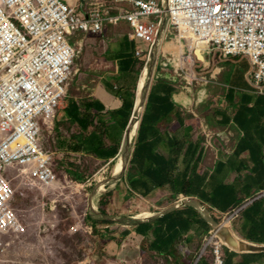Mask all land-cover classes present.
Instances as JSON below:
<instances>
[{
	"label": "crops",
	"instance_id": "obj_1",
	"mask_svg": "<svg viewBox=\"0 0 264 264\" xmlns=\"http://www.w3.org/2000/svg\"><path fill=\"white\" fill-rule=\"evenodd\" d=\"M129 32L122 20L100 35L68 36L81 53L82 69L72 78L56 120L58 140L65 145L59 148L77 163L83 156L112 162L120 151L140 80ZM166 45L173 43L165 41L156 58L124 177L112 187L124 188V182L120 197L144 202L148 216L140 215L150 219L137 222L134 235L153 253L172 258L179 251L189 260L199 255L214 222L220 223L210 213L229 212L250 200L223 228L230 238L226 264H264V196H259L264 191V91L250 84L247 59L219 60L208 53L201 57L200 76L187 84L192 77L164 54ZM198 260L211 264L212 257Z\"/></svg>",
	"mask_w": 264,
	"mask_h": 264
},
{
	"label": "built area",
	"instance_id": "obj_2",
	"mask_svg": "<svg viewBox=\"0 0 264 264\" xmlns=\"http://www.w3.org/2000/svg\"><path fill=\"white\" fill-rule=\"evenodd\" d=\"M122 20L136 42V57L146 65L155 47L164 52L169 39L176 48L165 52L183 75L192 77L187 84L200 76L199 52L219 60L247 59L250 84L264 91V0H167V8L164 0H112L108 6L98 0H0V244L6 236L26 232L13 205L11 170L40 186L57 182L53 159L64 156L57 113L72 78L81 75L75 69L77 48L68 36L103 33ZM90 161L88 156L79 160L81 172ZM249 203L210 213L220 223L206 237L198 261L210 253L211 264H225L221 229L230 227Z\"/></svg>",
	"mask_w": 264,
	"mask_h": 264
},
{
	"label": "rangeland",
	"instance_id": "obj_3",
	"mask_svg": "<svg viewBox=\"0 0 264 264\" xmlns=\"http://www.w3.org/2000/svg\"><path fill=\"white\" fill-rule=\"evenodd\" d=\"M111 1L98 0L104 6ZM175 48V45H166V50L174 51ZM197 54L200 55L199 52ZM80 56L78 52L75 69H82L78 62ZM139 60L145 61L143 58ZM151 65L152 61L143 66L140 63L141 73L145 67L150 74L152 70L154 73L155 60ZM126 133L127 128L122 143ZM58 138H61V133ZM135 138L136 135L131 139V148ZM60 142L58 140V146ZM53 162L57 182L51 186H40L25 178L20 170H11L16 177L13 180L16 191L13 205L24 220L26 232L5 237L0 244V264H196V260L201 258L205 240L200 242L199 255L190 258L192 263L183 253L179 255V251L174 252L172 258L169 255L160 256L148 248V242L134 235L137 222L113 221L101 216V212L110 210L114 217L122 218L137 212L141 214L142 208H145L144 202L138 198L126 201L127 198L123 200L120 197L125 190L124 182V188L118 186L115 189L117 186L111 188L112 182L105 181L103 190L99 191L100 180L104 182L112 177L116 162L109 166V162L90 161L83 172L71 156L56 155ZM74 173H80L84 181L74 180ZM110 190L113 192L109 193ZM150 200L145 201L146 205ZM139 217L143 219L141 215ZM209 255L204 254L205 257Z\"/></svg>",
	"mask_w": 264,
	"mask_h": 264
},
{
	"label": "water",
	"instance_id": "obj_4",
	"mask_svg": "<svg viewBox=\"0 0 264 264\" xmlns=\"http://www.w3.org/2000/svg\"><path fill=\"white\" fill-rule=\"evenodd\" d=\"M164 7L167 8V0H164ZM156 51H158V47L157 46L155 47V50H154V52L152 54V57H151V60H150V61H152V65L154 64V60L156 62V58L158 57ZM152 65H151V67H152ZM148 71H149V69H148ZM149 74H150V72H149ZM152 76H153V70L151 71V74H150V77H149V79L147 81L146 87H148L150 85ZM137 93L138 92L136 91V100H135L134 112H133V115H132V117H131V119L129 121V124L127 126V133H126L125 138H124V141H123V143L121 145V149H120V151L118 153V156L112 162H109V166H110V165L113 164V162H116L117 163L118 159H121L122 160V168L120 170V174L117 175V174H114L113 173L112 174V177L108 179V181L110 182V184L112 182L111 185H113L118 180H121L124 177V173H125L126 167H127L128 163H129L130 156L132 154L131 139H130V136H129V133H130L129 128H130V126H131V124H132V122L134 120V116H135V113H136L135 110H136V107H137ZM145 100H146V96L144 95V100L142 101V111H143V108H144ZM141 115H142V112H141ZM141 115H140V118H141ZM185 203L188 204L187 202H185ZM101 216L103 218H105V219H108V220H113V221L119 220V221H122V222L123 221H126V220H134L135 222H141V221H145V220H149L150 219V218H143V219H141L139 217L140 214H138V213L135 214V215L132 214L130 216L118 218V217H114L113 214L112 215H107V212H101ZM213 227H215V228L218 229V226H217V224L215 222L213 224ZM224 233H225L224 229H221L220 234H221L222 240L225 243H227V245H228V244H230V238L228 236L225 237L224 236Z\"/></svg>",
	"mask_w": 264,
	"mask_h": 264
},
{
	"label": "bare ground",
	"instance_id": "obj_5",
	"mask_svg": "<svg viewBox=\"0 0 264 264\" xmlns=\"http://www.w3.org/2000/svg\"><path fill=\"white\" fill-rule=\"evenodd\" d=\"M179 51H182V49H179ZM149 77H150V74H149L148 68L145 67L143 69L141 75H140L138 93H137L138 100H137V107H136V110H135L136 113H135V116H134V120H133V122H132V124H131V126L129 128L130 139H132L137 134V131H138V128H139L140 115H141V112H142V101L144 100V93L146 91V84H147V81H148ZM121 168H122V160L118 159L116 165L113 167V173L119 175ZM25 178H28V177L26 176ZM105 181L106 180H104V182L102 180H100V184H99L100 189H99V191L103 190L102 186L104 185ZM121 181H122V179L118 180L116 183L119 184ZM98 183L99 182L97 181L96 185H98ZM106 183H109V181L107 180ZM116 183H114L113 185H110V187L114 186ZM105 190H106V188H105ZM142 214H143V216H148V213H146V212H144ZM109 215H111V214H109Z\"/></svg>",
	"mask_w": 264,
	"mask_h": 264
},
{
	"label": "trees",
	"instance_id": "obj_6",
	"mask_svg": "<svg viewBox=\"0 0 264 264\" xmlns=\"http://www.w3.org/2000/svg\"><path fill=\"white\" fill-rule=\"evenodd\" d=\"M137 61L140 62V60H138V59H137ZM140 63H141V65L143 66L145 62L143 61V62H140ZM140 73H141V68L138 70V77H139ZM133 96H134V99L132 100V104H131V106L129 107V110H130L129 113L132 111V110H131L132 107H134L135 93H133ZM130 117H131V114L129 115V119H130ZM129 119H128V121H127V124L125 123V124H126V125H125V129H126L127 125H128ZM59 141H61V140H59ZM59 146L64 147L65 145H64V143L60 142ZM67 148L70 149V150H72V151H74V152H79V151L82 150L80 147L70 146V145H68ZM118 151H119V147L115 150V152L112 153V154H113V157H114V155H115ZM135 156H136V153H134L131 162H133V161L135 160ZM109 158H110V157H109ZM72 178H73L74 180L78 181V182H83V181H84V177H83L80 173H74ZM127 178H128V180L130 179V175H129V174H128V177H127ZM101 205H102V204H101ZM106 212H108L109 214H112V211H110V210H108V211H106ZM110 212H111V213H110ZM225 256H226V255H225ZM225 264H226V259H225Z\"/></svg>",
	"mask_w": 264,
	"mask_h": 264
}]
</instances>
